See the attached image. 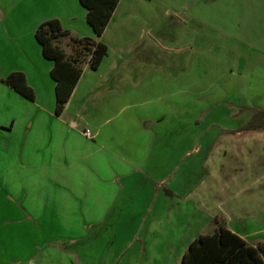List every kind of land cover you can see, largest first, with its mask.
Wrapping results in <instances>:
<instances>
[{"label": "crops", "instance_id": "0c3cea01", "mask_svg": "<svg viewBox=\"0 0 264 264\" xmlns=\"http://www.w3.org/2000/svg\"><path fill=\"white\" fill-rule=\"evenodd\" d=\"M146 1L152 0H120L104 33L97 39L86 23V10L79 0H0V78L23 73L36 97L30 102L0 79L1 107L4 101L14 100L35 108L24 109L17 119L11 117L9 126L0 123V132L8 134L6 146H10L9 139L18 123L23 127L24 140L34 124H44L43 114L57 122V161L53 167L57 170L53 184L57 188V201L53 211L40 213L42 218L51 215L57 219V231L51 233L57 234V240L33 247L26 259L8 260L4 238L0 236V244H4L0 264H182L184 253L195 238L215 232L216 216L225 218L226 227L247 244L264 243V131L231 133L235 128L219 125L224 119H217L216 111L209 129H200V118L188 121L196 128V139H192L199 146L190 152L185 144L191 139L192 128L176 141L172 139L173 147L166 150L174 156L176 148V158L166 160L172 162V167L162 174L159 168L164 161L158 162L153 154L157 143L154 146L151 141L142 142L137 150L131 151L132 155L123 150L116 154L105 145L108 142L99 141L98 127L92 138L84 135L83 130L90 129L81 126L83 118L72 106L83 99L78 86L90 70L88 65L83 68L62 115H54L55 82L50 77L53 62L44 59L35 39L38 26L56 19L74 37L103 42L108 53L93 71L97 73L109 57L110 44L104 40L108 33L123 45L131 46L147 35L148 43L152 41L151 35L156 40L157 25L140 13ZM253 49L264 58L263 47ZM148 56L152 59L151 53ZM96 84L87 83L83 89L93 90ZM259 99H264V95H259ZM213 103H218L213 104V109L220 105L227 120H240L238 127L256 110L241 100ZM150 122L145 129L170 128L164 125L165 115ZM211 125L213 141L206 150L207 141L201 144L200 140L211 134H208ZM69 131H75L79 143L69 141ZM23 147L20 143L18 149ZM190 157L198 160L187 162L180 178L179 172ZM165 190L173 197L167 196ZM56 241L57 245H53Z\"/></svg>", "mask_w": 264, "mask_h": 264}, {"label": "rangeland", "instance_id": "374dc122", "mask_svg": "<svg viewBox=\"0 0 264 264\" xmlns=\"http://www.w3.org/2000/svg\"><path fill=\"white\" fill-rule=\"evenodd\" d=\"M143 5V18H151L157 25L156 40L151 35L148 43L147 35L126 46L112 34L105 35L109 57L99 72H86L78 86L83 99L72 109L82 116L81 126L89 127L92 135L98 127L99 141L108 142L105 145L116 154L121 150L133 154L131 151L142 142L157 143L153 154L158 162L163 159L159 170L165 174L172 167L166 160L176 158V148L174 156L167 151L173 147L172 139L176 141L192 128L191 139L185 144L190 152L199 146L194 140L196 128L188 121L200 118V129L208 128L216 111L215 117L224 119L219 125L233 129L240 125V120H227L220 105L213 109V104H218L213 102L241 100L256 110L264 106V99H259L264 95V58L253 49L264 48V0H152ZM68 43L69 38H65L61 46L69 54ZM87 83L97 86L86 91ZM1 106L0 123L8 126L11 117L17 119L30 107L14 100ZM34 109L30 107V111ZM43 115L44 124H34L24 140L23 127L18 123L9 147L8 134L0 132V236L8 260L26 259L33 247L57 240V234H51L57 231V219L40 216L42 211H53L57 201L53 185L57 180L53 168L57 161V122ZM161 115L166 116L164 125L169 129H145ZM211 128V134L200 140L201 144L207 141L206 150L213 141V125ZM69 132V141L79 143L75 131ZM20 143L24 144L21 150ZM188 159L180 178L187 162L198 160ZM3 246L0 244L1 250Z\"/></svg>", "mask_w": 264, "mask_h": 264}, {"label": "trees", "instance_id": "16d2710c", "mask_svg": "<svg viewBox=\"0 0 264 264\" xmlns=\"http://www.w3.org/2000/svg\"><path fill=\"white\" fill-rule=\"evenodd\" d=\"M120 0H79L86 10V23L99 39L104 33ZM69 38L68 54L61 42ZM35 39L41 47L44 59L53 62L50 77L55 82L54 115L60 117L83 73V68L96 71L107 56L108 47L101 41L77 38L64 30L56 19L40 24ZM1 79V78H0ZM1 81L24 99L34 102L35 92L27 84L23 73H11ZM264 131V108L255 110L248 120L230 131L249 133ZM167 196L173 195L164 191ZM213 234L199 235L189 245L182 257V264H264V243L247 244L226 227V220L216 216Z\"/></svg>", "mask_w": 264, "mask_h": 264}, {"label": "built area", "instance_id": "2783aa9c", "mask_svg": "<svg viewBox=\"0 0 264 264\" xmlns=\"http://www.w3.org/2000/svg\"><path fill=\"white\" fill-rule=\"evenodd\" d=\"M84 135L86 136V137H92L93 135H92V133L89 131V130H86L85 132H84Z\"/></svg>", "mask_w": 264, "mask_h": 264}]
</instances>
